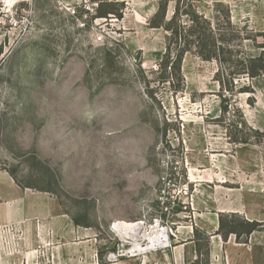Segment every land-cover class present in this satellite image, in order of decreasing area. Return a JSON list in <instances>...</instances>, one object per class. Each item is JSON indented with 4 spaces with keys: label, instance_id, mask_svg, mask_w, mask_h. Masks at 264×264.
Segmentation results:
<instances>
[{
    "label": "rangeland",
    "instance_id": "obj_1",
    "mask_svg": "<svg viewBox=\"0 0 264 264\" xmlns=\"http://www.w3.org/2000/svg\"><path fill=\"white\" fill-rule=\"evenodd\" d=\"M161 6L165 25L174 0H0V264H264V74L224 90L192 49L159 85L180 49ZM195 6L264 51V0Z\"/></svg>",
    "mask_w": 264,
    "mask_h": 264
},
{
    "label": "trees",
    "instance_id": "obj_2",
    "mask_svg": "<svg viewBox=\"0 0 264 264\" xmlns=\"http://www.w3.org/2000/svg\"><path fill=\"white\" fill-rule=\"evenodd\" d=\"M176 8L173 17L163 25L158 20L166 18V7L161 6L156 13L150 25L154 29L164 28L171 35V41L179 44L175 58L172 49L168 45L167 51L159 62V68L162 72L161 80L158 81L159 85L163 87L169 85L173 88L174 78H177L182 73V63L186 54L191 53L192 49L195 54L206 61H216L219 65L217 74H221L220 85L226 90L225 80L230 78L234 81L239 76H247L251 79H256L264 74V51L259 57H253L248 53L240 52L234 46L235 41L241 40L238 29H234L230 18L226 22L229 28L233 30L232 38H225L223 32L218 28L219 24H214L208 20L204 15L200 14L195 4L198 0H174ZM104 5L113 7V3L100 2L97 8L96 18H107L108 15H120V10L111 8L103 10ZM237 34V35H236ZM240 46V45H239ZM2 50H0V54ZM233 67H237V72L232 71ZM228 80V79H227ZM176 88V87H175ZM185 88V83L182 82L181 86L175 92H182ZM245 92H251L248 88ZM227 110V108H225ZM239 143L246 144L247 141ZM233 217V216H232ZM245 226L247 230L246 235H251L259 227L258 222L246 221ZM223 229V224H221ZM231 234H237L235 230L230 231Z\"/></svg>",
    "mask_w": 264,
    "mask_h": 264
},
{
    "label": "bare ground",
    "instance_id": "obj_3",
    "mask_svg": "<svg viewBox=\"0 0 264 264\" xmlns=\"http://www.w3.org/2000/svg\"><path fill=\"white\" fill-rule=\"evenodd\" d=\"M115 228L117 229V231L119 232V234H128L131 230H134V233L138 236H141V234L144 232V223H135V224H128L126 222H119L116 224ZM166 238L167 236L164 235ZM137 239V238H136ZM169 242V238L166 239ZM137 241V240H136ZM153 243H156V241H153ZM137 247L140 248V246L138 244H136ZM138 248V249H139Z\"/></svg>",
    "mask_w": 264,
    "mask_h": 264
},
{
    "label": "built area",
    "instance_id": "obj_4",
    "mask_svg": "<svg viewBox=\"0 0 264 264\" xmlns=\"http://www.w3.org/2000/svg\"><path fill=\"white\" fill-rule=\"evenodd\" d=\"M154 228H157V232H159V235H160V234H163V238H161L159 241H161V242H165V241H167L166 239H168L169 236H168V233H167L166 228H165V227H162V226L159 225V224H155V225H154ZM164 235H166L167 238H166Z\"/></svg>",
    "mask_w": 264,
    "mask_h": 264
},
{
    "label": "crops",
    "instance_id": "obj_5",
    "mask_svg": "<svg viewBox=\"0 0 264 264\" xmlns=\"http://www.w3.org/2000/svg\"><path fill=\"white\" fill-rule=\"evenodd\" d=\"M251 222V221H250ZM185 245H188V244H185ZM219 252H217V255H218ZM218 257V256H217ZM171 264H183V259L181 258V255L178 254V255H175L174 259H173V263Z\"/></svg>",
    "mask_w": 264,
    "mask_h": 264
}]
</instances>
